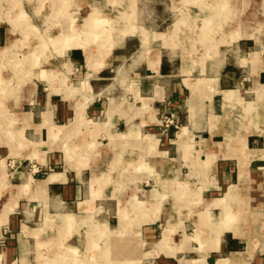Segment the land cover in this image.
<instances>
[{
  "label": "crops",
  "instance_id": "1",
  "mask_svg": "<svg viewBox=\"0 0 264 264\" xmlns=\"http://www.w3.org/2000/svg\"><path fill=\"white\" fill-rule=\"evenodd\" d=\"M125 1L102 46L101 2L73 1L90 39L4 102L0 264H264V0L227 26L224 0ZM200 9L220 36L191 51L172 28Z\"/></svg>",
  "mask_w": 264,
  "mask_h": 264
},
{
  "label": "rangeland",
  "instance_id": "2",
  "mask_svg": "<svg viewBox=\"0 0 264 264\" xmlns=\"http://www.w3.org/2000/svg\"><path fill=\"white\" fill-rule=\"evenodd\" d=\"M73 1L75 0H0L1 29L10 30L12 24L16 26L19 34L17 36L18 41L13 43V49L12 44L8 47L4 46V42L0 44V118L2 114H6L4 110L8 109V106L4 105L5 100H13L15 94L18 96L20 94L22 102L27 101L25 98H30L35 78L44 79L43 75L46 74L47 69L50 70L51 64L57 65L63 60L60 56L62 55L61 52L68 48L66 46L68 40L75 38L86 42L90 39L86 34L90 32V29L80 28L84 15H78L77 7ZM99 1L103 12H107V20L104 19V21H99L94 25V30L97 33L94 32L95 37L92 40L93 44L102 46L104 41L111 43L109 39L118 25L125 24V20L130 21L127 15H122V19L119 20L121 12L126 11L130 3L123 0L124 3L118 4L117 7L107 6V9H104L102 2L105 0ZM112 1L119 3L122 0ZM214 2L217 4L218 0ZM228 3L230 0H224L223 3H220L224 14H226L224 15L226 26L236 16L234 10L230 12L231 14L228 13ZM182 8L184 11L185 7ZM186 8L189 9V7ZM195 11L193 10L192 13L194 14ZM209 11L211 10L209 9ZM210 14L208 10L202 13L200 9L199 15L194 14L189 18L193 22L189 27L186 23L182 27V21L173 26V32L179 31L177 36L179 41H184L185 49L189 47L192 51V48L195 50L197 47L202 50H210L209 47L212 46L213 41L218 40L219 31L208 29L207 21H202L204 18L208 19ZM64 22L66 28L62 27L61 32L67 38L59 36V24L62 23L63 25ZM92 29L93 25L91 26ZM259 30L258 28L257 33ZM244 34L241 33L242 37L248 38ZM227 39H229V35ZM205 46L207 49L204 48ZM38 89L44 91L43 84L39 85ZM22 108L24 111H32L38 114L46 110V103L34 104L32 107L24 105ZM37 169V167L32 168L33 171ZM113 256L116 257L117 255ZM113 259L112 264H118V258Z\"/></svg>",
  "mask_w": 264,
  "mask_h": 264
},
{
  "label": "built area",
  "instance_id": "3",
  "mask_svg": "<svg viewBox=\"0 0 264 264\" xmlns=\"http://www.w3.org/2000/svg\"><path fill=\"white\" fill-rule=\"evenodd\" d=\"M163 122H164V125L166 127H169V126H174L176 127V124H175V115L173 113L169 114V115H166L164 118H163ZM38 170V169H37Z\"/></svg>",
  "mask_w": 264,
  "mask_h": 264
},
{
  "label": "bare ground",
  "instance_id": "4",
  "mask_svg": "<svg viewBox=\"0 0 264 264\" xmlns=\"http://www.w3.org/2000/svg\"><path fill=\"white\" fill-rule=\"evenodd\" d=\"M227 8V7H226ZM225 8V9H226ZM228 8H230V6L228 7ZM231 12V11H230ZM230 12H228V13H230ZM231 14V13H230ZM224 15H226V14H224ZM225 17V16H224ZM257 30H258V28H257ZM63 36V35H62ZM80 42H78L75 38L74 39H70V40H68L67 41V44H66V46L69 48V47H75V46H77L78 44H79ZM65 46V47H66ZM88 54V53H87ZM260 55V54H259ZM90 65V64H89ZM196 85V84H195ZM50 179H48L46 182H48Z\"/></svg>",
  "mask_w": 264,
  "mask_h": 264
}]
</instances>
